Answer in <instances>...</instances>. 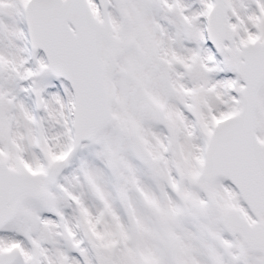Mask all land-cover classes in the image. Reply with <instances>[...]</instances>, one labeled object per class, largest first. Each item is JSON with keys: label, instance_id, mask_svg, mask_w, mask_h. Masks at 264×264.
<instances>
[{"label": "snow or ice", "instance_id": "1", "mask_svg": "<svg viewBox=\"0 0 264 264\" xmlns=\"http://www.w3.org/2000/svg\"><path fill=\"white\" fill-rule=\"evenodd\" d=\"M0 264H264V0H0Z\"/></svg>", "mask_w": 264, "mask_h": 264}]
</instances>
